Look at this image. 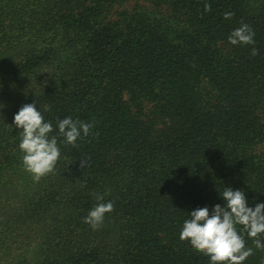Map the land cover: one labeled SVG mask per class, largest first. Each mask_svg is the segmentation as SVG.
Masks as SVG:
<instances>
[{
    "label": "trees",
    "instance_id": "trees-1",
    "mask_svg": "<svg viewBox=\"0 0 264 264\" xmlns=\"http://www.w3.org/2000/svg\"><path fill=\"white\" fill-rule=\"evenodd\" d=\"M34 102L61 151L39 181L13 124ZM66 117L93 134L63 143ZM225 187L264 203V0H0V264H210L179 236Z\"/></svg>",
    "mask_w": 264,
    "mask_h": 264
},
{
    "label": "clouds",
    "instance_id": "clouds-1",
    "mask_svg": "<svg viewBox=\"0 0 264 264\" xmlns=\"http://www.w3.org/2000/svg\"><path fill=\"white\" fill-rule=\"evenodd\" d=\"M206 10L210 6L206 5ZM225 19L231 18L234 13L224 14ZM255 32L246 24L234 29L228 37L232 45L255 44ZM252 54L257 55L258 49L253 48ZM47 111V109H45ZM13 124L21 135L19 148L24 153L22 157L25 170L32 174L35 181L53 173L61 157L58 137L51 135L54 128L51 121H45L41 111L34 103L24 104L14 115ZM59 136L63 143L76 146L78 139L92 135L94 124L74 120L66 117L58 121ZM86 160H81V167H85ZM225 204H217L211 213L207 207L197 208L189 213L190 219L184 221L180 232V240L188 241L198 252L210 258V264H243L253 250L246 246L244 235L238 231L242 226L243 232L253 238L255 247L264 250V242L259 237L264 235V203H258L254 208L248 206L244 190H232L225 187L220 192ZM98 203L88 212L84 223L93 230L100 228L105 216L114 211L112 201L103 202V195H97Z\"/></svg>",
    "mask_w": 264,
    "mask_h": 264
}]
</instances>
